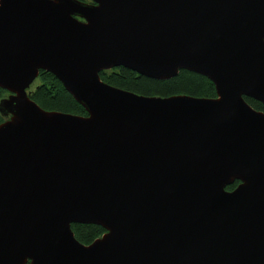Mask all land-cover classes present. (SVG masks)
<instances>
[{"label": "water", "instance_id": "1", "mask_svg": "<svg viewBox=\"0 0 264 264\" xmlns=\"http://www.w3.org/2000/svg\"><path fill=\"white\" fill-rule=\"evenodd\" d=\"M114 67L216 96H141L99 79ZM39 70L86 115L34 103ZM0 89V264H264L244 100L264 106V0H0ZM78 223L105 232L83 245Z\"/></svg>", "mask_w": 264, "mask_h": 264}, {"label": "trees", "instance_id": "2", "mask_svg": "<svg viewBox=\"0 0 264 264\" xmlns=\"http://www.w3.org/2000/svg\"><path fill=\"white\" fill-rule=\"evenodd\" d=\"M79 1V0H78ZM89 3V0H80ZM99 79L112 87L127 90L134 94L150 97H168V96H194L197 98L215 97L214 85L204 76L197 75L185 70H179L176 77L168 80H153L138 75L126 68L114 67L111 70L99 72ZM33 88L29 87L27 93L29 98L40 108L46 111H57L78 116L86 115L82 107L70 97L63 89L59 81L52 74L39 70L38 77L34 80ZM6 92L0 89V100L7 96ZM244 100L253 109L264 113V106L257 101L244 97ZM5 118L0 114V123ZM238 181L226 186L225 190L233 189ZM74 238L83 245H89L94 240L100 238L105 232L103 228L96 225L71 224Z\"/></svg>", "mask_w": 264, "mask_h": 264}, {"label": "rangeland", "instance_id": "3", "mask_svg": "<svg viewBox=\"0 0 264 264\" xmlns=\"http://www.w3.org/2000/svg\"><path fill=\"white\" fill-rule=\"evenodd\" d=\"M36 82H34L30 87L33 88V86L35 85ZM6 97V96H5Z\"/></svg>", "mask_w": 264, "mask_h": 264}]
</instances>
